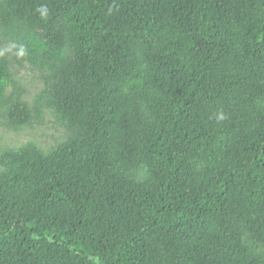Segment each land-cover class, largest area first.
<instances>
[{
  "label": "trees",
  "instance_id": "16d2710c",
  "mask_svg": "<svg viewBox=\"0 0 264 264\" xmlns=\"http://www.w3.org/2000/svg\"><path fill=\"white\" fill-rule=\"evenodd\" d=\"M46 114L0 151V264H264V0H0V127Z\"/></svg>",
  "mask_w": 264,
  "mask_h": 264
},
{
  "label": "rangeland",
  "instance_id": "374dc122",
  "mask_svg": "<svg viewBox=\"0 0 264 264\" xmlns=\"http://www.w3.org/2000/svg\"><path fill=\"white\" fill-rule=\"evenodd\" d=\"M15 80L20 81L24 88V99L32 102L35 95L40 91L41 84L37 74L25 66L22 69L14 67ZM66 133L62 130L49 114L43 119V124L24 129L19 133H12L0 127V151L5 149H17L27 143H33L41 150L47 151L55 144L61 142Z\"/></svg>",
  "mask_w": 264,
  "mask_h": 264
}]
</instances>
